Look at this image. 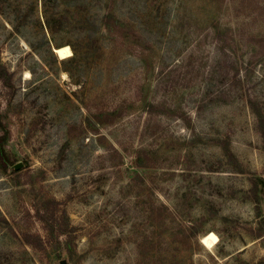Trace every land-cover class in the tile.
<instances>
[{
	"label": "rangeland",
	"instance_id": "rangeland-1",
	"mask_svg": "<svg viewBox=\"0 0 264 264\" xmlns=\"http://www.w3.org/2000/svg\"><path fill=\"white\" fill-rule=\"evenodd\" d=\"M0 147V264H264V0H0Z\"/></svg>",
	"mask_w": 264,
	"mask_h": 264
},
{
	"label": "bare ground",
	"instance_id": "bare-ground-1",
	"mask_svg": "<svg viewBox=\"0 0 264 264\" xmlns=\"http://www.w3.org/2000/svg\"><path fill=\"white\" fill-rule=\"evenodd\" d=\"M54 51L60 58H66L71 55V51L67 46L55 48ZM203 242L206 243L207 240L203 239Z\"/></svg>",
	"mask_w": 264,
	"mask_h": 264
},
{
	"label": "trees",
	"instance_id": "trees-1",
	"mask_svg": "<svg viewBox=\"0 0 264 264\" xmlns=\"http://www.w3.org/2000/svg\"><path fill=\"white\" fill-rule=\"evenodd\" d=\"M0 162L4 165L8 164V159L6 158L5 153L1 147H0Z\"/></svg>",
	"mask_w": 264,
	"mask_h": 264
},
{
	"label": "water",
	"instance_id": "water-1",
	"mask_svg": "<svg viewBox=\"0 0 264 264\" xmlns=\"http://www.w3.org/2000/svg\"><path fill=\"white\" fill-rule=\"evenodd\" d=\"M21 167H22V163H20V162L14 164V166H13V168H14L15 170H19Z\"/></svg>",
	"mask_w": 264,
	"mask_h": 264
}]
</instances>
